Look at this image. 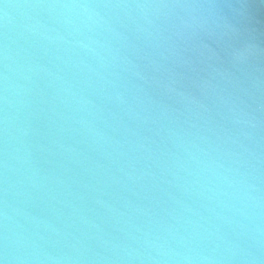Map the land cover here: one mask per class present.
Wrapping results in <instances>:
<instances>
[{
  "label": "clouds",
  "instance_id": "9594fccd",
  "mask_svg": "<svg viewBox=\"0 0 264 264\" xmlns=\"http://www.w3.org/2000/svg\"><path fill=\"white\" fill-rule=\"evenodd\" d=\"M0 264H264V0H0Z\"/></svg>",
  "mask_w": 264,
  "mask_h": 264
},
{
  "label": "water",
  "instance_id": "95a60500",
  "mask_svg": "<svg viewBox=\"0 0 264 264\" xmlns=\"http://www.w3.org/2000/svg\"><path fill=\"white\" fill-rule=\"evenodd\" d=\"M40 55H43V53H41ZM37 126H38V128L40 129V132H41L42 134L48 132L47 119H46V114H45V113H41V114H40V117H39V119H38V121H37ZM36 139H37L38 142H41V143L44 142L43 140L40 139V137H37ZM46 155H47V154H45V156H46ZM47 159H48V160H52L53 158H52V157H47ZM59 162H60L59 160L56 161V163H59ZM41 163H42V166L45 167V168L52 167V165H50V164H48V163H45L43 158L41 159ZM70 167H71L72 170H71L70 172H68V173L65 174L66 177L71 176V177H73V178L76 179V180H80V181H82V182H87V180H88V176H87L86 174L83 173V171H82V169H81L80 167H77V166H75V165H70ZM169 178H170V177H169ZM163 187H167V186H166V185H163ZM73 190H78V189L76 188L75 185H73ZM109 191H111V189H109ZM135 191H136L137 193H139V195H140L141 197H143L144 195H146V193H143V192L140 191L139 187H136V188H135ZM173 191H174V190H173ZM124 195L128 196L129 199L133 200L134 202L137 200V197H136V196H131L129 193H124ZM149 195H152V196H158V195H159V192H158V191H157V192H153V193H151V194H149ZM106 198H107V197H105V199H106ZM165 199H167V197H165ZM76 205H77V207H84V205L82 204V202H76ZM41 206L43 207L44 205L42 204ZM90 207H92V205L88 204V205L84 208L85 214L88 215V216H92V215H93L92 212H88V211H87V208H90ZM55 210H56L57 213H60V212H65V213H66V212L68 211L66 208H64L63 205H56V206H55ZM124 210H125V209H123V208L121 207V211H124ZM133 215H134V214H133ZM141 219H143V217H141Z\"/></svg>",
  "mask_w": 264,
  "mask_h": 264
}]
</instances>
